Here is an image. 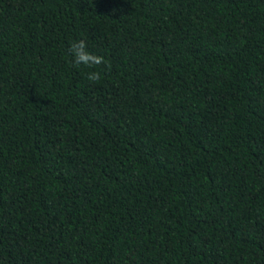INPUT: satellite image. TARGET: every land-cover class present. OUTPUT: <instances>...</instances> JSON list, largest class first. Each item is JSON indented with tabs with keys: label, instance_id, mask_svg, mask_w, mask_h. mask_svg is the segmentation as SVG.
<instances>
[{
	"label": "trees",
	"instance_id": "1",
	"mask_svg": "<svg viewBox=\"0 0 264 264\" xmlns=\"http://www.w3.org/2000/svg\"><path fill=\"white\" fill-rule=\"evenodd\" d=\"M0 264H264V0H0Z\"/></svg>",
	"mask_w": 264,
	"mask_h": 264
},
{
	"label": "clouds",
	"instance_id": "2",
	"mask_svg": "<svg viewBox=\"0 0 264 264\" xmlns=\"http://www.w3.org/2000/svg\"><path fill=\"white\" fill-rule=\"evenodd\" d=\"M68 52L72 58V63L77 67L84 66L89 69H94L97 66L105 64L104 57L92 54L88 51V45L84 40L72 42ZM87 78L90 82H99L101 80V72L90 71Z\"/></svg>",
	"mask_w": 264,
	"mask_h": 264
}]
</instances>
